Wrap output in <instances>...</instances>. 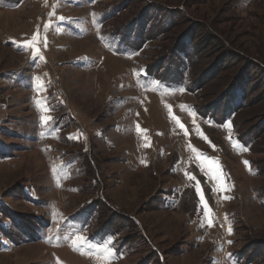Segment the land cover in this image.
<instances>
[{"label":"rangeland","instance_id":"rangeland-1","mask_svg":"<svg viewBox=\"0 0 264 264\" xmlns=\"http://www.w3.org/2000/svg\"><path fill=\"white\" fill-rule=\"evenodd\" d=\"M251 59L264 0H0V264H264Z\"/></svg>","mask_w":264,"mask_h":264},{"label":"snow or ice","instance_id":"snow-or-ice-1","mask_svg":"<svg viewBox=\"0 0 264 264\" xmlns=\"http://www.w3.org/2000/svg\"><path fill=\"white\" fill-rule=\"evenodd\" d=\"M58 6V4H57ZM50 15H54V13L50 14ZM60 20H64L65 18L64 17H59ZM50 25L49 24H45L44 25V28L47 29L49 28ZM38 36H39V29H37V32L35 34L32 35L31 39L30 40H26L23 42V47L26 48V49H32V56L33 58H39V59H43V57L40 55V49L38 47H36L37 43H38ZM44 44L45 46L47 45V41H46V38L44 40ZM34 83H33V87L34 89L39 92V91H42L45 87V85L43 84V81H42V78L41 77H33L32 78ZM180 91H183V89H180ZM39 103V101H38ZM166 107L169 108L170 110V117L174 120H176L177 124H179V120L178 118L174 117V116H171V106L169 105H166ZM181 108V110H185L187 108V106H184V105H181L179 106ZM47 110V109H46ZM194 115V114H193ZM52 120V117H47V119L45 120V123H47L48 121H51ZM179 126L183 129V125L182 124H179ZM222 127L224 128H227L229 129V137H231V123L228 122L226 124H224ZM137 130L138 131H145L146 130H142L139 128V125H137ZM187 130L185 129V135H187ZM43 135V133L41 134ZM200 135H202V133H200ZM55 138V137H54ZM71 138V137H70ZM205 140H207V137H203ZM231 142V141H230ZM145 146H148V145H145ZM234 148H235V145H234ZM193 152L195 153H198V150H196L195 148H192L191 149ZM247 147H243V151H247ZM203 159H207V157H203V154H199ZM142 163H145V161H141ZM244 164L246 166L249 167V170L251 171V168H250V165H249V162L248 161H244ZM58 167L54 164L53 167H52V172H53V176L54 178H56V183H57V186L59 187L60 186V180H59V177H58ZM186 175H188L187 173H185ZM65 179L67 178H70L69 176L65 175L64 177ZM190 179H194V177H189ZM75 190V189H73ZM197 192L198 194H200L201 196V203L203 204L204 206V209H205V212H204V217H205V220H207V223H208V226H212V217L214 214L211 213V209L208 207L206 201L204 200L203 198V194L202 192L200 191L199 187H197ZM227 198V197H225ZM205 220H202L201 221V227L204 226L205 224ZM225 220H227V217H225ZM228 232L229 234H231V227L229 226L228 228ZM112 237H108L106 239L103 240V242L101 244H98V245H95L93 247L96 248V254H97V257L98 259H101L103 260L104 264H110L111 262V259L113 258L114 256V251H113V248L110 246L111 245V241H112ZM88 243V241L80 236V235H76L72 241H71V246L73 247V250H79L84 244ZM229 243H231V241H229ZM91 246V245H90Z\"/></svg>","mask_w":264,"mask_h":264},{"label":"trees","instance_id":"trees-1","mask_svg":"<svg viewBox=\"0 0 264 264\" xmlns=\"http://www.w3.org/2000/svg\"><path fill=\"white\" fill-rule=\"evenodd\" d=\"M251 61H253V62H257L256 60H254V59H251ZM257 63H259L260 65V68H264V63H260V62H257ZM242 80H246L245 78L244 79H242ZM246 85H247V83H246ZM263 125H264V122H263Z\"/></svg>","mask_w":264,"mask_h":264}]
</instances>
